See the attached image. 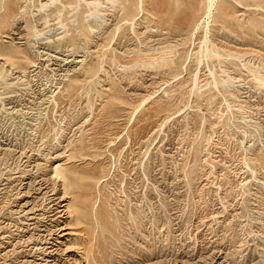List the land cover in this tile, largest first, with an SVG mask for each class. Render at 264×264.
Instances as JSON below:
<instances>
[{
    "label": "rangeland",
    "instance_id": "1",
    "mask_svg": "<svg viewBox=\"0 0 264 264\" xmlns=\"http://www.w3.org/2000/svg\"><path fill=\"white\" fill-rule=\"evenodd\" d=\"M48 1L0 0V237L52 228L26 226L58 162L59 264H264V0H218L205 45L207 0H160L162 17L129 0L115 21L110 2ZM162 54L174 68L147 67Z\"/></svg>",
    "mask_w": 264,
    "mask_h": 264
},
{
    "label": "bare ground",
    "instance_id": "2",
    "mask_svg": "<svg viewBox=\"0 0 264 264\" xmlns=\"http://www.w3.org/2000/svg\"><path fill=\"white\" fill-rule=\"evenodd\" d=\"M57 0H49L48 2H45V3H43L42 4V8H45V7H48L49 5L48 4H50V3H55ZM79 1V0H78ZM80 1H82L84 4H86V6H90V5H92V7L94 8V11L93 12H91V14H94V13H96V12H98V11H101V7H103L102 5L103 4H105V2L107 3V2H110L111 4H113V5H115V7L113 8V10L111 11L112 13H111V18H113V20L115 21L116 20V18H117V16H119V14L121 13V12H124L126 9H127V3L129 2V0H80ZM159 1L160 0H151V2L150 3H152V4H154L152 7H153V14H155V15H160L161 16V14L163 13V15H168V16H170L173 12H172V10L170 9V4H161V5H159ZM193 1V0H192ZM217 1L218 0H207V5H206V12H205V15H206V17L204 18V19H201L200 21H199V23L196 25V29L198 30V28L200 29L201 27H202V25H204V28H205V30H204V34L202 33V35L203 36H201L202 37V41H201V44H208L209 43V39H210V37H209V39H208V34L210 33V29H209V24L211 23V22H209V20H210V18H212V11H213V8H214V6L216 5V3H217ZM58 2V1H57ZM81 2V3H82ZM166 2V1H165ZM193 2H195V1H193ZM141 3V2H140ZM189 3V2H188ZM151 4V5H152ZM175 5V8H174V11H177L178 10V0H176V2L174 3ZM65 5H69V3H67V2H65ZM64 5V7L63 8H65L66 6ZM106 5V4H105ZM109 5V4H108ZM150 5V4H149ZM190 5V4H189ZM72 6V5H71ZM111 7H113V6H111ZM149 7V9H150V6H148ZM151 7V8H152ZM190 7H192V4H191V6ZM22 8V7H21ZM67 8V7H66ZM71 9H72V11H75V12H77L78 11V9H79V7H78V5H76V6H72L71 7ZM110 9V8H109ZM216 9V8H215ZM63 10L64 9H62V10H55V12H52L51 14L50 13H48V14H46V16L45 17H42V20H43V23H44V25H46V24H48L49 23V17H57V18H60L61 16H62V13H63ZM106 10V9H105ZM47 11H48V9H47ZM72 11H71V14H72ZM104 11V10H103ZM78 13V12H77ZM152 14V15H153ZM77 15V14H76ZM95 15V14H94ZM172 16H174V15H172ZM70 17V16H69ZM76 17V16H75ZM162 17V16H161ZM56 18V19H57ZM108 18V17H107ZM159 18V17H158ZM165 18V17H164ZM170 19H171V17H169ZM55 19V20H56ZM74 19V18H73ZM175 23L176 22H179L178 21V19H172ZM39 21V20H38ZM57 21H58V19H57ZM54 22V21H53ZM56 24V23H55ZM182 24V23H181ZM43 25V24H42ZM105 25V24H104ZM177 25V24H176ZM38 26V25H37ZM106 26V25H105ZM201 26V27H200ZM49 27V26H48ZM50 27H51V25H50ZM101 27H102V24H101ZM46 28V27H45ZM91 28V27H90ZM110 28V27H109ZM109 28H108V30H109ZM94 29V28H93ZM118 29V28H117ZM163 29H165V28H163ZM175 29V28H174ZM36 30V29H35ZM96 30V29H95ZM24 31V30H23ZM92 31V30H91ZM175 31V30H174ZM196 31V30H195ZM106 32V31H105ZM156 32V31H155ZM173 32V31H172ZM25 33V32H24ZM27 33H29V32H27ZM194 33V32H193ZM155 34V33H154ZM156 34H158V33H156ZM166 34V33H165ZM173 34V33H172ZM152 35V34H151ZM31 36V35H30ZM157 35H153V36H151V38L153 37V39H155L154 37H156ZM22 37V36H21ZM100 37V36H99ZM194 37V36H193ZM158 37H156V39H157ZM183 38V37H182ZM61 39V38H60ZM60 39H58V40H60ZM217 40H218V38H217ZM61 41V40H60ZM155 41V40H154ZM227 41V40H226ZM57 42H59V41H57ZM62 42H64V41H62ZM210 42H211V40H210ZM214 42V41H213ZM60 43V42H59ZM58 43V44H59ZM157 43V45L159 44L158 42H156ZM162 43V42H161ZM211 44V43H210ZM213 44V43H212ZM154 45V44H153ZM203 45V46H204ZM216 45V44H215ZM163 46V45H162ZM161 46V47H162ZM166 46V45H165ZM177 46V45H176ZM208 46V45H207ZM212 46V45H211ZM56 47V46H55ZM158 47V46H157ZM160 47V48H161ZM213 47V46H212ZM211 47V48H212ZM217 47V46H216ZM221 47V46H220ZM160 48H156L157 49V51H160V50H158V49H160ZM163 48H165V47H163ZM169 48V47H168ZM207 48V47H206ZM210 48V49H211ZM63 49V48H62ZM145 49V48H144ZM149 49V48H148ZM153 49V48H152ZM155 49V48H154ZM153 49V50H154ZM155 49V50H156ZM205 49V48H204ZM214 49V48H213ZM151 50V49H150ZM162 50V49H161ZM168 50V49H167ZM171 50V49H170ZM212 50V49H211ZM211 50H209V51H211ZM212 51H214V50H212ZM225 51V50H224ZM166 51H164L163 53H165ZM176 52V51H175ZM160 53V52H159ZM197 53V52H196ZM209 53H212V52H209ZM156 54V53H155ZM168 54H169V51H168ZM174 53H172V55H173ZM176 54V53H175ZM185 54V53H184ZM216 54V53H215ZM218 54V53H217ZM216 54V55H217ZM3 55L5 56V54L3 53ZM7 55V54H6ZM153 55V54H152ZM156 56V55H155ZM213 56H215L214 54H213ZM230 56V55H229ZM148 57V56H147ZM146 57V58H147ZM150 58H151V60L149 61V58H147V59H145L146 60V62H147V65H148V63L150 62V64H149V66H147L148 68L149 67H155L156 68V66L158 65V63H157V61L158 60H160V61H162V62H160L161 64H159V66H163V67H168V68H171V67H173V65H175V63H176V60L177 59H175V56H172V57H174V58H172V59H170V60H168V57H171V54L167 57V55L166 54H162L161 56H156V58H153L152 56H149ZM157 57H160L159 59H157ZM219 57H220V54H219ZM231 57H232V55H231ZM6 58H9V57H6ZM153 58V59H152ZM209 58V57H208ZM212 58V57H211ZM215 58H217V57H215ZM241 58V57H240ZM144 59V58H143ZM143 59H142V61H143ZM188 59V58H187ZM5 60V59H4ZM138 60V59H137ZM151 61H153V62H151ZM156 61V62H155ZM185 61V60H184ZM6 62V61H5ZM139 63L141 62V61H138ZM143 62H145V61H143ZM143 62H142V65H143ZM9 63H11V62H9ZM138 63V64H139ZM5 64V63H4ZM132 64V63H131ZM144 64H146V63H144ZM222 64V63H221ZM130 65V64H129ZM128 65V66H129ZM216 65V64H215ZM139 67H141V65H139ZM142 67H146V65L145 66H142ZM147 67H146V69H147ZM175 67V66H174ZM173 67V68H174ZM224 70V69H223ZM226 70V69H225ZM240 72V71H239ZM251 72V71H250ZM210 73V75H212L213 76V78L215 77L214 76V73H213V71L212 72H209ZM222 73V72H221ZM235 73H237V72H235ZM254 71H253V75H254ZM256 74H257V72H256ZM220 75H222V74H220ZM219 75V76H220ZM249 75V74H248ZM226 76V75H225ZM260 76V75H259ZM259 76H258V78H259ZM264 76V75H263ZM240 77V76H239ZM237 79H239V78H237ZM257 79V78H256ZM224 80V79H223ZM253 80V79H252ZM259 80V79H258ZM191 81V80H190ZM198 81H199V78H198V76H197V73H196V75L194 76V79H193V84H194V89H195V87L198 85L199 86V84H198ZM214 81H216V80H214ZM227 81V80H226ZM230 81H232V80H230ZM261 81V80H260ZM217 83V82H216ZM215 83V84H216ZM227 83V82H226ZM255 83V82H254ZM262 83H263V81H262ZM214 84V83H213ZM214 84V85H215ZM213 85V86H214ZM217 85V84H216ZM215 85V86H216ZM199 88V87H198ZM194 89H192V91L194 90ZM202 89V88H201ZM200 90V88L198 89V91ZM226 90V89H225ZM196 91H197V89H196ZM201 91V90H200ZM199 91V92H200ZM234 94V93H233ZM232 93H229V96L230 95H233ZM38 95V94H37ZM44 96H45V94H44ZM150 96H153V94L151 95H149L148 96V98H152V97H150ZM233 97V96H232ZM238 97V96H237ZM147 98V97H146ZM146 98H144L145 100H147ZM46 100V99H45ZM143 101V102H146V101ZM211 101V100H210ZM41 102V101H40ZM143 102H142V105H143ZM138 108V107H137ZM73 141V140H72ZM82 142V141H81ZM69 146V145H68ZM80 146H81V143H80ZM80 148V147H79ZM65 149H67L66 147L63 149V152L65 151ZM67 152V151H66ZM24 153V152H23ZM27 153V152H26ZM62 153V152H61ZM60 152H58V154L60 155H56V156H53L52 157V159H57L58 158V160H59V157H61V154ZM72 153V152H71ZM66 154V153H65ZM64 156V153H63V155H62V157ZM68 156V155H67ZM66 158V161H67V157H65ZM63 159V158H62ZM65 160V159H64ZM93 161V160H92ZM258 161V160H257ZM63 162V161H62ZM260 162V164H261V166H262V168L264 169V160H260L259 161ZM70 165V164H69ZM52 170H51V172H50V174H51V176L50 177H43V178H41V180H40V182H38V183H36L37 184V186H38V188H37V190H41V192L42 191H44V193H43V196H47L48 195V193L49 192H51L50 193V195H52L48 200H49V205H50V207H48V209L47 210H44V212L43 211H41V212H43V213H41V218H38V216L39 215H33V216H36L38 219H37V221H34L33 223H31V224H28L27 226H26V228H29L30 226H33V228H32V230H37L41 225H40V223H42L43 222V220H45L46 219V221L48 220V221H50V223L51 224H49V225H51L52 226V223H54V225L52 226V228L51 227H49V226H47L46 224V226L44 227V229L43 230H40V231H42V232H44V234H42V235H40L39 233V236H37V238H34V236H33V233L32 234H30L29 236H27L26 234H22V236L20 235V237H19V235L17 236L18 237V240L19 241H17V239H16V241L17 242H15V243H13V241H11L12 239H14L15 238V235L16 234H14V232H12V231H5V233H4V235L3 236H1L0 238H1V241H0V248H2V249H8V250H6L3 254H1V256L2 257H8V254L11 252V251H13L14 252V248H16L18 245V243H21V242H23V244H25V245H23V248H29V250H28V254H27V251H25V250H23V251H20V252H18V257L19 258H22L21 260H22V262L20 263V264H59L58 262L60 261L59 260V257H56L55 255L60 251V247L59 246H57V243L59 244V245H62V244H64L60 239H58L59 237L61 238V237H64V236H66V235H70V232H63V233H61V235L60 236H57V238L56 237H53L54 235H55V228L57 227V226H59V218H61L62 216H61V214H62V212L64 211V210H61L62 209V207H66L67 209H65L66 211H65V213H67V214H70L71 212H69L68 211V209H69V207H70V202H68V203H64L63 201L65 200L64 199V196H66L67 194H70L69 192H68V190H69V186H71V184H69L70 183V181L71 180H69V178H68V175H67V172H68V169H66V168H64L63 166H62V164H60V163H55V166H54V168H51ZM71 169V168H70ZM85 169V168H84ZM70 175V174H69ZM38 181V180H37ZM63 182V194H64V196H62V197H56V195L59 193V190H57V183L58 182ZM49 182V183H48ZM62 182H61V184H62ZM103 182H104V180H103ZM99 186V185H98ZM62 188V187H61ZM96 189H97V187H96ZM61 190V189H60ZM98 190V189H97ZM36 191V190H35ZM38 192V191H37ZM40 193V192H39ZM43 200V199H42ZM66 201V200H65ZM64 203V204H63ZM52 204V205H51ZM48 205V206H49ZM33 208V207H32ZM31 208V209H32ZM35 208V207H34ZM33 208V209H34ZM37 208V207H36ZM32 209V210H33ZM40 209V208H39ZM39 209H38V211H39ZM42 209V208H41ZM44 209V208H43ZM104 209V208H103ZM35 210V209H34ZM109 210V209H108ZM36 211H37V209H36ZM37 211V212H38ZM32 212V211H31ZM103 212H104V210H103ZM108 212V211H107ZM33 214V213H32ZM35 214V213H34ZM40 214V213H39ZM108 214H110L109 212H108ZM106 215H107V213H106ZM69 216V215H68ZM108 216V215H107ZM36 217L35 218H31L30 220H36ZM29 218V217H28ZM102 218V217H101ZM59 220V221H58ZM19 223V222H18ZM29 223V222H28ZM44 223V222H43ZM42 223V224H43ZM47 223V222H46ZM65 223V222H64ZM11 225V224H10ZM8 227V226H7ZM17 227V226H16ZM53 228H54V230H53ZM2 229V228H1ZM17 229V228H16ZM21 229V228H20ZM59 229H61V230H65L66 228H65V226H63V227H61V228H59ZM68 229V228H67ZM4 230H6V229H4ZM2 231V230H1ZM23 230L21 229V231L20 232H22ZM30 231V230H29ZM3 232V231H2ZM25 233V232H24ZM29 233V232H28ZM27 233V234H28ZM37 233V232H36ZM2 235V234H1ZM26 235V236H25ZM25 236V237H24ZM16 237V238H17ZM20 245V244H19ZM77 245V244H76ZM13 247V249H9V247ZM20 247V246H19ZM31 247V248H30ZM70 247V246H69ZM74 247V246H73ZM18 248V247H17ZM21 249V248H20ZM76 249V248H75ZM27 250V249H26ZM67 250L69 251V249L67 248ZM67 250H66V252H67ZM3 251V250H2ZM62 251V250H61ZM63 251H64V249H63ZM84 252V251H83ZM15 253V252H14ZM37 253H39V254H37ZM13 254V253H12ZM11 255V254H10ZM32 257V260H26L25 258L26 257ZM10 257V256H9ZM14 257V256H13ZM15 258V257H14ZM70 258V257H69ZM4 259V258H3ZM16 259H17V257H16ZM5 260V259H4ZM14 260V259H13ZM70 260H71V258H70ZM74 260V259H73ZM11 261H12V259H11ZM15 261V260H14ZM17 261H19L18 259H17ZM61 262V261H60ZM75 264H78L79 262L77 261V260H75ZM81 262V261H80ZM13 263V262H12ZM155 263V262H154ZM81 264V263H80Z\"/></svg>",
    "mask_w": 264,
    "mask_h": 264
}]
</instances>
